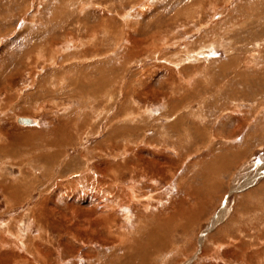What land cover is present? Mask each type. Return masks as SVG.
Returning <instances> with one entry per match:
<instances>
[{
	"label": "rangeland",
	"instance_id": "rangeland-1",
	"mask_svg": "<svg viewBox=\"0 0 264 264\" xmlns=\"http://www.w3.org/2000/svg\"><path fill=\"white\" fill-rule=\"evenodd\" d=\"M104 25L115 36L103 44ZM153 33L149 53L137 52L130 38ZM18 116L35 126H18ZM120 125L133 135L115 136ZM17 129L33 137H12L17 155L0 160V183L24 175L31 193L9 203L0 186V264H14L17 242L2 237L11 230L23 241L44 237L50 264H100L110 255L96 241L86 245L96 258H84L82 242L69 255L58 233L34 224V206L70 216L68 208L99 205L106 214L112 205L111 235L131 240L180 198L186 207L201 200L199 218L173 230L152 264H264V0H0V132ZM148 159L167 174L142 172ZM125 161L128 171L104 173V164ZM221 207L226 217L209 229Z\"/></svg>",
	"mask_w": 264,
	"mask_h": 264
},
{
	"label": "bare ground",
	"instance_id": "bare-ground-1",
	"mask_svg": "<svg viewBox=\"0 0 264 264\" xmlns=\"http://www.w3.org/2000/svg\"><path fill=\"white\" fill-rule=\"evenodd\" d=\"M58 18V17H57ZM60 19H56L58 24H63L67 21V19H65V17H60ZM101 35V34H100ZM156 34H151L149 36H147L145 38V40L142 41H138L136 40V38L133 36L130 38L131 44L134 45V47L136 46V51L139 52V47L140 46H146L149 43L151 44V40L155 37ZM115 36V32L114 31H110L105 25H104V36L102 37V40H100L101 43H103V41H108L111 38H114ZM105 38V40H104ZM158 38V37H156ZM69 39V38H68ZM97 39V38H96ZM123 39V38H122ZM126 39V38H125ZM71 40V39H70ZM158 41V39H157ZM99 41H95V43H100ZM104 44V43H103ZM141 44V45H139ZM99 46V45H98ZM161 46V45H160ZM132 47V46H131ZM133 47V48H134ZM138 48V49H137ZM143 50L142 52L144 53H149V47H142ZM149 48V49H148ZM155 48H157L155 46ZM131 49V48H130ZM154 49V48H153ZM164 49V48H163ZM149 50V51H148ZM160 50V49H159ZM98 51V50H97ZM155 51V50H154ZM42 52V51H41ZM131 52V51H130ZM159 51H155L153 52L154 54L157 53ZM151 53V52H150ZM160 53V52H159ZM32 54V53H31ZM96 54V53H95ZM36 56V55H35ZM27 59V58H26ZM233 59V58H232ZM234 63V62H233ZM224 70V69H223ZM29 72V71H28ZM9 75V74H8ZM107 75V73H106ZM257 75V74H256ZM104 78V77H103ZM3 79V78H1ZM107 78L105 77V79H103L105 81L106 86H108V84L106 82H108L106 80ZM239 79V78H238ZM111 80H109V82L111 83ZM92 82V81H91ZM95 85V84H93ZM103 85V83H102ZM240 85V84H239ZM238 85V86H239ZM79 86V85H78ZM96 86V85H95ZM101 87V85H99ZM221 86V85H220ZM88 87V86H87ZM79 89V88H78ZM86 90V89H85ZM89 90H93V89H89ZM104 90V89H103ZM108 90V89H107ZM238 90V89H237ZM84 91V90H83ZM96 91V89L94 90ZM85 92V91H84ZM89 92V91H88ZM89 94V93H88ZM91 95V94H90ZM101 95V94H100ZM104 95V94H103ZM165 94H162V96ZM94 96V94H93ZM95 97V96H94ZM97 97V96H96ZM154 97H159L158 94L154 93ZM93 98V97H92ZM101 98V97H100ZM182 98V97H181ZM158 99V98H157ZM156 99V100H157ZM100 101V100H99ZM172 101V100H171ZM95 102V101H94ZM97 102V101H96ZM175 102V101H174ZM168 106H170V109L177 108V105H174L170 102L169 104H167ZM126 110V109H125ZM128 111V110H126ZM168 117L172 116L173 112H169V109H167L166 111ZM79 114V113H78ZM129 114V113H128ZM85 115V114H84ZM136 115V114H135ZM74 116V115H72ZM134 116V115H133ZM67 118V117H66ZM74 118V117H73ZM89 118V116H88ZM124 118V117H123ZM126 118V117H125ZM22 119V121L20 120ZM86 117L83 119H81V121H83V123H80V125H77V129L81 130V128H83V124L85 122ZM116 120V119H115ZM15 123L18 126L21 127H32L35 126L36 121L34 118H31L29 116H18L15 118ZM80 121V122H81ZM66 124V123H65ZM91 124V123H90ZM63 125V124H62ZM67 125V124H66ZM88 125V124H87ZM64 126V125H63ZM75 126V125H74ZM86 126V124H85ZM87 127V126H86ZM2 128V127H1ZM73 128L71 127H68ZM114 128V127H113ZM112 128V129H113ZM3 129V128H2ZM28 129V128H27ZM74 129V128H73ZM75 129V130H77ZM85 129V128H84ZM179 129V128H178ZM200 129V128H199ZM7 130V129H6ZM27 131L29 130H20L17 129L15 133H11L8 131L3 130L2 132H0V138H6L7 139V143L0 145V160L3 158V156L7 155L10 156L9 158H15L16 157V153L15 151H10L9 147V143H11V140L15 137V138H29V137H33V136H27ZM53 131V130H52ZM51 131V132H52ZM63 131L60 129V132ZM113 134H115V136H117L120 139H125V138H129L132 134V128H126L124 126H117L115 127L113 130ZM30 132V131H29ZM70 132V131H69ZM82 132V131H81ZM196 132V131H195ZM39 133V132H38ZM50 133V132H49ZM62 133V132H61ZM63 137L64 139L68 138V132L63 131ZM110 134L111 131L109 132ZM51 134V133H50ZM54 134V133H53ZM57 134V133H55ZM54 134V135H55ZM60 134V133H59ZM72 134V131H71ZM109 134V136H110ZM112 134V135H113ZM3 137H2V136ZM133 135V134H132ZM14 136V137H13ZM61 136V135H60ZM108 136V137H109ZM13 137V138H12ZM48 137L50 138V136H47L46 140H48ZM60 138V137H59ZM113 138V137H112ZM63 139V138H62ZM107 139V138H106ZM1 140V139H0ZM110 140V139H109ZM113 140V139H112ZM119 140V139H118ZM30 141V140H29ZM51 141V140H50ZM54 141V140H53ZM71 141V140H70ZM106 141V140H105ZM115 142V140H113ZM14 142V141H13ZM48 142V141H47ZM65 142V141H64ZM112 142V147L114 150L116 149H120L122 147H120L119 144H116ZM17 143V142H16ZM60 143V142H59ZM55 144V143H54ZM68 144V143H67ZM49 145L50 142H49ZM48 145V147H49ZM57 145V144H56ZM46 146V145H45ZM54 146V145H53ZM51 145V147H53ZM15 147V146H14ZM22 148V147H21ZM123 149V148H122ZM130 152V150H129ZM60 153V151H59ZM143 153V152H142ZM61 154V153H60ZM59 155V154H58ZM62 155V154H61ZM123 155V154H122ZM127 155V154H126ZM135 155V154H134ZM133 155V156H134ZM49 156V155H48ZM81 156V155H80ZM141 156V155H140ZM52 157V156H51ZM63 157V156H62ZM82 157V156H81ZM136 157V156H135ZM8 158V159H9ZM139 158V157H138ZM137 158V159H138ZM146 158V157H145ZM154 158V157H153ZM162 158V157H161ZM165 158V157H164ZM163 158V159H164ZM57 160V158H55ZM60 159V158H59ZM167 159V158H166ZM44 160V159H43ZM142 160V159H141ZM219 160V159H218ZM75 161V160H74ZM21 162V161H20ZM50 162V161H49ZM135 162V161H134ZM23 163L26 162H21L19 166L23 165ZM45 163V161L43 162ZM71 163V162H70ZM138 163V161H137ZM56 164V163H55ZM131 164V163H130ZM50 165V164H48ZM65 165V164H64ZM141 169L142 172H144L145 174H147L148 176H162V175H166L168 172V168L166 169L165 166L163 164L160 163H156V162H152V161H148L146 162V160H143L141 162ZM48 167V166H47ZM46 167V168H47ZM104 168H106L104 170V173L107 175L110 172L113 174H110V177L112 178L115 175H121L123 172L128 171V168H130L129 163L127 161L125 162H117V163H110V164H104L103 166ZM43 168V167H42ZM133 168V167H132ZM140 168V166L138 167V169ZM50 169V168H49ZM66 169V168H65ZM228 169V168H227ZM23 170V169H22ZM99 170V169H98ZM21 171V170H20ZM48 171V170H47ZM66 171V170H65ZM220 171V168L218 169V173ZM109 172V173H108ZM27 173V172H26ZM32 175V174H31ZM33 178V176H31ZM105 176V175H104ZM102 175L101 179L104 177ZM117 176V177H118ZM36 177V176H35ZM31 178V179H32ZM34 179V178H33ZM36 179V178H35ZM88 179V178H87ZM91 180V178H89ZM88 179V180H89ZM100 180H98L100 183L102 182ZM37 180V179H36ZM77 180V179H76ZM85 180V179H84ZM112 180V179H111ZM115 181V180H114ZM156 182V180H154ZM210 181V180H209ZM13 182V181H12ZM27 181H25V176L21 175V179L20 181H16V183L13 185H10V181L6 180V181H2L0 183V186H2V190L4 191L5 195L8 197V201L10 203L14 202V201H19L21 198L23 199L25 196H27L26 198L29 199V195L31 193L30 190L27 191L29 184L26 183ZM98 182V183H99ZM107 182V181H106ZM113 182V181H112ZM151 182V181H150ZM149 182V183H150ZM154 182V184H155ZM51 183V182H50ZM74 183H76L75 181L72 183L74 185ZM99 183V184H100ZM153 183V181H152ZM107 184V183H106ZM153 184V185H154ZM31 185V184H30ZM102 185V184H101ZM105 185V184H104ZM152 185V184H151ZM212 185V184H211ZM211 185H206L207 188H211ZM247 186V185H246ZM88 187V186H87ZM94 187V186H93ZM244 186H240L239 189H243ZM126 188V187H125ZM132 188H126V194L125 197H128V200L132 201L134 199L133 196L134 193L131 190ZM214 192V191H213ZM95 197V196H94ZM197 197V196H196ZM178 198V197H177ZM87 200V199H86ZM45 201V200H44ZM44 201H42L41 203H43ZM51 201V200H50ZM93 201V200H92ZM184 200L182 198H180L179 200L177 199V203H175V205L173 204V210L172 212H169V214H166V216H164L165 214H158L155 215L153 218H150V222L152 223L151 225H145L147 226L146 229H139V233L134 235L130 238L131 240L128 239V237H124L123 235H117V237H113L109 231L110 228H112V225H114L116 223L115 219H116V214L115 213H109L110 209L112 208V205L110 207V209L108 210V213L104 214L103 212H101V210L99 209V205L98 208L96 209H88V210H76V209H67L70 210V216H68V211H59L54 209L53 207L55 205H47L46 210L42 209L43 204L39 205V206H34L33 208L30 209V217L32 218V221L34 222V224L37 227H45L48 226L50 228V232H56L58 233V237L59 239L61 238L62 241H65V249L67 251V253L70 254H74L76 253V251H82L77 249L76 246H73V244H75L74 242H82L85 246L84 249L87 250V252H83L85 255V259H87V261L96 258L97 254L94 253V251H92V249H88V247L86 245H91L94 244V241H96L99 244H106L112 251L110 253V255L106 258H104V261L100 262V264H152L153 259L156 255H158L159 253L164 252L165 248H168L169 246V239L171 238V235H173L172 233H174V231L176 230V228H188L190 225L194 224L196 219L199 218L198 217V213L201 212V200L197 199L195 202L193 203H189L188 207L185 206V204H183ZM89 202V201H88ZM91 202V201H90ZM176 202V201H175ZM16 203V202H15ZM14 203V204H15ZM172 203H170L171 205ZM13 205V203H12ZM90 205V204H89ZM97 206V205H96ZM110 206V204H109ZM123 206V204H122ZM94 207V206H93ZM103 207V206H102ZM116 207V206H115ZM44 208V206H43ZM58 208V207H57ZM109 208V207H108ZM222 208V207H221ZM104 209V208H102ZM116 209V208H115ZM114 209V210H115ZM61 210V209H60ZM106 210V208H105ZM104 210V211H105ZM113 210V209H112ZM226 210L227 208H222L220 209V212L215 216V218L212 219V222L210 224V228L209 229H213L215 228L225 217H226ZM103 211V210H102ZM203 211V210H202ZM168 215V216H167ZM141 216V215H140ZM139 218V216H138ZM140 219V218H139ZM143 219V218H142ZM21 220V219H20ZM146 220V219H145ZM147 220V221H148ZM139 221V220H138ZM146 221V222H147ZM145 223H142L141 225H144ZM9 227V226H8ZM116 227H118L116 225ZM141 227V226H140ZM12 229V227H11ZM41 229V228H40ZM48 229V228H47ZM120 229V228H119ZM174 230V231H173ZM4 231V230H3ZM43 231V230H42ZM40 231V232H42ZM113 231V230H112ZM118 231V230H116ZM116 231H114L116 233ZM178 231V230H177ZM181 231V230H180ZM113 232V233H114ZM110 233V234H108ZM5 235H3L2 237L5 238V236L7 234L11 235L12 237H8L9 238H13L14 242H17V250L14 251H10V257H11V261H13L14 264H50L52 263V259L50 260V254H49V249L45 248L46 251L43 249L44 243H42L41 239L44 241L46 240L44 237L41 236H37L35 239L34 238H27V240H24L22 238H20L19 236L15 235V233L11 230V231H6L4 233ZM6 239V238H5ZM5 239L2 240L1 244L5 243ZM60 239V240H61ZM128 239V240H127ZM12 240V239H11ZM40 240V241H39ZM51 240V239H48ZM58 240V239H57ZM7 241V240H6ZM12 241V243H13ZM61 241V242H62ZM9 242V241H8ZM11 243V242H10ZM0 244V245H1ZM2 244V245H3ZM109 244V245H108ZM127 244V246H126ZM11 246V245H10ZM64 247V245H63ZM62 248V246L60 247ZM23 253H19L20 250ZM109 249V250H110ZM107 250V249H106ZM65 255V254H64ZM53 258V257H52ZM12 263V262H11ZM56 263V262H55ZM54 264V263H53ZM99 264V263H98Z\"/></svg>",
	"mask_w": 264,
	"mask_h": 264
},
{
	"label": "water",
	"instance_id": "water-1",
	"mask_svg": "<svg viewBox=\"0 0 264 264\" xmlns=\"http://www.w3.org/2000/svg\"><path fill=\"white\" fill-rule=\"evenodd\" d=\"M22 121V119H20Z\"/></svg>",
	"mask_w": 264,
	"mask_h": 264
}]
</instances>
